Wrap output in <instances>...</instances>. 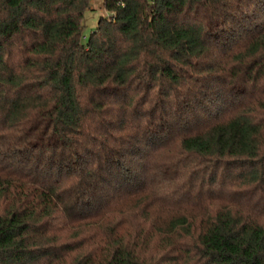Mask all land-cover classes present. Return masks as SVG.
I'll return each mask as SVG.
<instances>
[{
  "label": "trees",
  "instance_id": "16d2710c",
  "mask_svg": "<svg viewBox=\"0 0 264 264\" xmlns=\"http://www.w3.org/2000/svg\"><path fill=\"white\" fill-rule=\"evenodd\" d=\"M0 0V264H264V0Z\"/></svg>",
  "mask_w": 264,
  "mask_h": 264
},
{
  "label": "rangeland",
  "instance_id": "374dc122",
  "mask_svg": "<svg viewBox=\"0 0 264 264\" xmlns=\"http://www.w3.org/2000/svg\"><path fill=\"white\" fill-rule=\"evenodd\" d=\"M92 7L88 8L84 15V35L89 34L92 29H94L102 14H108V11L105 10L102 6L101 0H91Z\"/></svg>",
  "mask_w": 264,
  "mask_h": 264
}]
</instances>
